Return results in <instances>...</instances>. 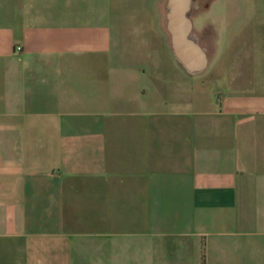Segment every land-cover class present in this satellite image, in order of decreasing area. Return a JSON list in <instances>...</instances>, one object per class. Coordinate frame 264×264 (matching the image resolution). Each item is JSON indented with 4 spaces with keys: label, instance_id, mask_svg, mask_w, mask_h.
Segmentation results:
<instances>
[{
    "label": "crops",
    "instance_id": "crops-1",
    "mask_svg": "<svg viewBox=\"0 0 264 264\" xmlns=\"http://www.w3.org/2000/svg\"><path fill=\"white\" fill-rule=\"evenodd\" d=\"M165 1L0 0V264H264V0Z\"/></svg>",
    "mask_w": 264,
    "mask_h": 264
},
{
    "label": "water",
    "instance_id": "water-1",
    "mask_svg": "<svg viewBox=\"0 0 264 264\" xmlns=\"http://www.w3.org/2000/svg\"><path fill=\"white\" fill-rule=\"evenodd\" d=\"M166 23L172 37L176 57L191 71L203 69L206 64L205 50L192 40V21L188 16L191 0H167Z\"/></svg>",
    "mask_w": 264,
    "mask_h": 264
},
{
    "label": "rangeland",
    "instance_id": "rangeland-1",
    "mask_svg": "<svg viewBox=\"0 0 264 264\" xmlns=\"http://www.w3.org/2000/svg\"><path fill=\"white\" fill-rule=\"evenodd\" d=\"M166 2H167V0L165 1L164 6H165V11L167 12ZM195 2H196V0H191V7H192V5L194 6V3H195ZM188 16H189V18H190V11H189V13H188ZM205 53H206V52H205Z\"/></svg>",
    "mask_w": 264,
    "mask_h": 264
},
{
    "label": "bare ground",
    "instance_id": "bare-ground-1",
    "mask_svg": "<svg viewBox=\"0 0 264 264\" xmlns=\"http://www.w3.org/2000/svg\"><path fill=\"white\" fill-rule=\"evenodd\" d=\"M191 38H192V40L197 41L196 36L192 32H191Z\"/></svg>",
    "mask_w": 264,
    "mask_h": 264
},
{
    "label": "built area",
    "instance_id": "built-area-1",
    "mask_svg": "<svg viewBox=\"0 0 264 264\" xmlns=\"http://www.w3.org/2000/svg\"><path fill=\"white\" fill-rule=\"evenodd\" d=\"M21 49H22L21 46L16 47V51H18V52L21 51Z\"/></svg>",
    "mask_w": 264,
    "mask_h": 264
}]
</instances>
